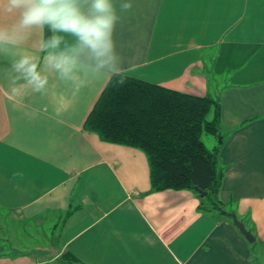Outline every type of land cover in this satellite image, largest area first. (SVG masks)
I'll list each match as a JSON object with an SVG mask.
<instances>
[{
  "label": "crops",
  "instance_id": "1",
  "mask_svg": "<svg viewBox=\"0 0 264 264\" xmlns=\"http://www.w3.org/2000/svg\"><path fill=\"white\" fill-rule=\"evenodd\" d=\"M111 2L112 53L98 59L50 26L61 42L46 48L44 25L20 28L22 10L0 0V264H65L63 250L85 264H264V0ZM78 3L87 14L90 0ZM61 53L67 75L48 64ZM25 56L42 91L15 68ZM113 73L220 97L217 196L253 242L194 189L151 188L143 150L84 127ZM49 225L51 245L14 246L46 242Z\"/></svg>",
  "mask_w": 264,
  "mask_h": 264
},
{
  "label": "trees",
  "instance_id": "2",
  "mask_svg": "<svg viewBox=\"0 0 264 264\" xmlns=\"http://www.w3.org/2000/svg\"><path fill=\"white\" fill-rule=\"evenodd\" d=\"M45 44L49 25H44ZM211 113V118L207 115ZM84 127L109 142L143 150L153 189L191 188L206 194L199 208L226 214L217 193L223 178L218 152L221 142L208 148L202 134L221 138L218 95H194L133 76L113 73L87 115ZM65 264H85L69 250Z\"/></svg>",
  "mask_w": 264,
  "mask_h": 264
},
{
  "label": "clouds",
  "instance_id": "3",
  "mask_svg": "<svg viewBox=\"0 0 264 264\" xmlns=\"http://www.w3.org/2000/svg\"><path fill=\"white\" fill-rule=\"evenodd\" d=\"M7 4L9 12L22 10L19 24L22 29L47 24L54 31L76 36L79 46L90 50L98 59L108 58L112 53L111 35L118 17L111 0H90L87 14L81 11L78 0H7ZM121 8L127 10L131 4L124 3ZM3 39H6V34L0 32V40ZM60 42L61 37L53 36L45 47L55 49ZM48 64L67 75L74 60L63 53L50 54ZM37 67L29 56L15 64L16 70L23 71L29 84L39 92L47 84V78L41 76Z\"/></svg>",
  "mask_w": 264,
  "mask_h": 264
},
{
  "label": "rangeland",
  "instance_id": "4",
  "mask_svg": "<svg viewBox=\"0 0 264 264\" xmlns=\"http://www.w3.org/2000/svg\"><path fill=\"white\" fill-rule=\"evenodd\" d=\"M207 118L209 119V118H211V113H209L208 115H207ZM202 140H203V142L205 143V145L208 147V148H211L215 143H216V141H219V139H215V137L214 136H212V135H209V134H202ZM57 229L58 228H54V226H52V225H49V226H47V228H46V231H47V234H49L50 236L49 237H47V238H45L46 239V242H44V241H40V242H36V241H34V243H32V242H30L29 244L27 243V242H25V244H22L21 242L20 243H16L15 242V244H14V246L15 247H17V248H19V249H24V247L25 248H32V247H34V246H36V245H40V246H49V245H51L52 243H50V242H48V238H54V236H55V234L57 233ZM51 231L53 232L52 234H51ZM47 236V235H46ZM1 240V239H0ZM42 240V239H41ZM12 249L11 248H5L4 249V251L5 252H10ZM42 256L43 257H45V256H47V253H43L42 254Z\"/></svg>",
  "mask_w": 264,
  "mask_h": 264
},
{
  "label": "water",
  "instance_id": "5",
  "mask_svg": "<svg viewBox=\"0 0 264 264\" xmlns=\"http://www.w3.org/2000/svg\"><path fill=\"white\" fill-rule=\"evenodd\" d=\"M219 142H221V138H219ZM194 190L198 193L199 196H203L206 194V191H202L197 186L194 187ZM226 214L232 219V222L237 226L239 231L245 236L248 241L253 242L255 240V237L253 236L251 230L245 226L244 222L237 217L235 212L230 211L226 212Z\"/></svg>",
  "mask_w": 264,
  "mask_h": 264
}]
</instances>
